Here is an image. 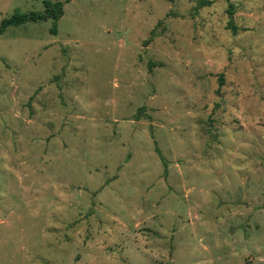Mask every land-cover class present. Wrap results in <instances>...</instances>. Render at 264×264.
Wrapping results in <instances>:
<instances>
[{
  "label": "rangeland",
  "instance_id": "rangeland-1",
  "mask_svg": "<svg viewBox=\"0 0 264 264\" xmlns=\"http://www.w3.org/2000/svg\"><path fill=\"white\" fill-rule=\"evenodd\" d=\"M51 1L0 35V264H264V0Z\"/></svg>",
  "mask_w": 264,
  "mask_h": 264
},
{
  "label": "trees",
  "instance_id": "trees-1",
  "mask_svg": "<svg viewBox=\"0 0 264 264\" xmlns=\"http://www.w3.org/2000/svg\"><path fill=\"white\" fill-rule=\"evenodd\" d=\"M44 5L41 11L38 10H30L27 12H14L8 17H3L0 21V35L6 30L9 26H19L25 24L27 22H37V21H45L47 19L52 20V25L50 27V32L53 35L57 33V21L63 15V2L62 1H51V0H42ZM211 4V0H198V6H207ZM230 19L227 22V28L231 29L233 33L236 32L237 27L233 22V9L230 7L228 9ZM148 40H151L148 39ZM148 40L145 42L147 43ZM220 84H222V79L219 80ZM138 118V116L136 115ZM156 152L160 159L163 162L164 169L166 170V162L164 157L162 156L159 148L156 147Z\"/></svg>",
  "mask_w": 264,
  "mask_h": 264
},
{
  "label": "crops",
  "instance_id": "crops-1",
  "mask_svg": "<svg viewBox=\"0 0 264 264\" xmlns=\"http://www.w3.org/2000/svg\"><path fill=\"white\" fill-rule=\"evenodd\" d=\"M241 198H243V197H241ZM243 199H245V198H243ZM246 200V199H245ZM249 205V204H248Z\"/></svg>",
  "mask_w": 264,
  "mask_h": 264
}]
</instances>
